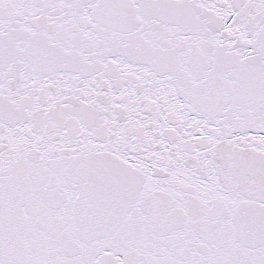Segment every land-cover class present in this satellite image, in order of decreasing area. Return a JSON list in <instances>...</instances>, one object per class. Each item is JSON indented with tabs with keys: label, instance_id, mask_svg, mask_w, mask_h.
I'll return each mask as SVG.
<instances>
[{
	"label": "snow or ice",
	"instance_id": "1",
	"mask_svg": "<svg viewBox=\"0 0 264 264\" xmlns=\"http://www.w3.org/2000/svg\"><path fill=\"white\" fill-rule=\"evenodd\" d=\"M0 264H264V0H0Z\"/></svg>",
	"mask_w": 264,
	"mask_h": 264
}]
</instances>
